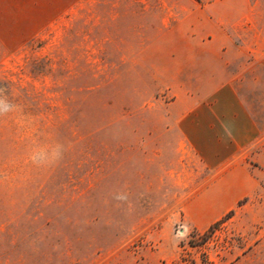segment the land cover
Returning <instances> with one entry per match:
<instances>
[{"label":"rangeland","instance_id":"1","mask_svg":"<svg viewBox=\"0 0 264 264\" xmlns=\"http://www.w3.org/2000/svg\"><path fill=\"white\" fill-rule=\"evenodd\" d=\"M125 3L0 0V264H264V194L200 220L199 93L93 42Z\"/></svg>","mask_w":264,"mask_h":264},{"label":"crops","instance_id":"2","mask_svg":"<svg viewBox=\"0 0 264 264\" xmlns=\"http://www.w3.org/2000/svg\"><path fill=\"white\" fill-rule=\"evenodd\" d=\"M126 1L112 10L121 23H90V35L112 44L100 52L117 58L161 60L163 74L174 77L170 91L199 93L194 123L185 124L206 169L211 207L200 220L210 225L241 198L264 194V152L245 159L246 148L264 139V0Z\"/></svg>","mask_w":264,"mask_h":264},{"label":"clouds","instance_id":"3","mask_svg":"<svg viewBox=\"0 0 264 264\" xmlns=\"http://www.w3.org/2000/svg\"><path fill=\"white\" fill-rule=\"evenodd\" d=\"M0 115H3V112H0ZM33 161H34V162H38L36 156H33Z\"/></svg>","mask_w":264,"mask_h":264}]
</instances>
